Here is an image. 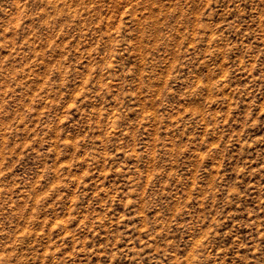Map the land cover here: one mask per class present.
Segmentation results:
<instances>
[{"label":"rangeland","instance_id":"obj_1","mask_svg":"<svg viewBox=\"0 0 264 264\" xmlns=\"http://www.w3.org/2000/svg\"><path fill=\"white\" fill-rule=\"evenodd\" d=\"M0 264H264V0H0Z\"/></svg>","mask_w":264,"mask_h":264}]
</instances>
